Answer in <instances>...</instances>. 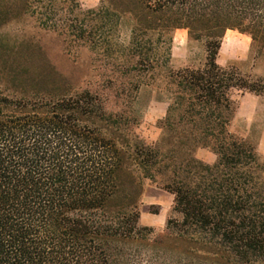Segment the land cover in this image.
I'll list each match as a JSON object with an SVG mask.
<instances>
[{
  "label": "trees",
  "instance_id": "trees-1",
  "mask_svg": "<svg viewBox=\"0 0 264 264\" xmlns=\"http://www.w3.org/2000/svg\"><path fill=\"white\" fill-rule=\"evenodd\" d=\"M27 18L147 70L167 64L176 30L203 41L202 68L168 74L160 122L182 156L128 137L127 117L71 90L33 38L3 30ZM227 30L264 48V0H0V264H264V157L229 131L234 92L264 95V81L217 63ZM176 111L188 128L175 134ZM157 175L178 215L162 233L139 225L142 179Z\"/></svg>",
  "mask_w": 264,
  "mask_h": 264
},
{
  "label": "rangeland",
  "instance_id": "rangeland-1",
  "mask_svg": "<svg viewBox=\"0 0 264 264\" xmlns=\"http://www.w3.org/2000/svg\"><path fill=\"white\" fill-rule=\"evenodd\" d=\"M78 1L83 9L94 8L100 2ZM3 30L15 37L25 34L33 38L51 67L66 78L71 90L89 89L101 98L108 113L127 117L130 123L123 128V132L128 137L138 136L148 145L160 143L163 155H167L173 147L179 150L178 138L169 140L170 127L167 123L160 122L166 114L168 90L174 88L169 84L168 74L185 67L202 68L206 59L203 41L189 38L186 30H176L173 33L171 55L167 64L161 65L164 57L160 56V65L147 70L143 64H136V57L120 52L107 56L101 50L92 51L87 48L86 43L75 40L72 36L41 29L31 18L6 26ZM127 36L124 27L119 42L126 44ZM184 61L187 65L183 64ZM217 63L222 67L233 66L242 75L264 81V48L253 45L247 34L237 30L225 32ZM137 85L139 87L136 91L127 93L128 88ZM235 94L234 92L233 95ZM161 101L165 103L161 104ZM177 114L176 111L170 117L175 134L188 128L177 123ZM246 141L256 146V138ZM197 148L202 147H196L191 152L195 158ZM184 152L185 150H179L178 153L182 156ZM165 180L164 175H157L153 180L142 179L143 187L138 207L139 225L152 226L156 233L165 230L168 218L178 217L172 210L173 195L162 188ZM151 223L154 225H149Z\"/></svg>",
  "mask_w": 264,
  "mask_h": 264
},
{
  "label": "crops",
  "instance_id": "crops-1",
  "mask_svg": "<svg viewBox=\"0 0 264 264\" xmlns=\"http://www.w3.org/2000/svg\"><path fill=\"white\" fill-rule=\"evenodd\" d=\"M183 64L187 65V62L184 61ZM235 93L232 99L236 107L229 124V131L245 140L256 138V151L264 157V95L238 91ZM195 155L208 164L215 161V155L206 148H197Z\"/></svg>",
  "mask_w": 264,
  "mask_h": 264
}]
</instances>
